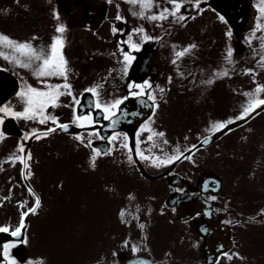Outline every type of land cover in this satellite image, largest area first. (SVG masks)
<instances>
[{
	"label": "rangeland",
	"instance_id": "374dc122",
	"mask_svg": "<svg viewBox=\"0 0 264 264\" xmlns=\"http://www.w3.org/2000/svg\"><path fill=\"white\" fill-rule=\"evenodd\" d=\"M252 1L255 3V0ZM214 17L206 12L200 27L194 28L196 21L193 18L182 24L181 26L186 27L177 33L158 34L163 37L162 41H158L162 48H165L166 43L170 46L175 44L177 48L189 43L199 44L194 50L195 55H187L178 62L181 70L192 72L196 76L195 84L191 83V76L180 77L177 74L176 66L172 64L173 49L168 55L167 67L170 71L163 70L165 78L168 79L169 75L173 77V88H170L164 102H160V107L156 110L154 127L164 130L173 143L198 142L197 134L207 135L206 126L211 121L238 113L242 96L237 93V89L254 87L250 75L240 71L241 67H255L256 58L251 56V50L244 44V37L248 32L243 34L242 39L236 40L232 37L230 41L226 36L229 27ZM146 24L148 27L150 23ZM41 25V16L37 17L32 12V31L33 27ZM229 43L234 47V56L238 61L236 74L218 78L209 85L200 84V79H207V75L200 70L210 71L221 66ZM21 121L23 120L18 122L22 124ZM3 125L0 128L3 129ZM30 125L35 126L34 123ZM143 136L146 133L142 138ZM185 136L188 137L187 141L184 140ZM19 142L20 139L15 134H9L0 140V164H3V169L0 170V226L9 225L12 229L19 225L22 212L34 203L32 194L22 187L21 164L18 162L13 166L5 162L8 155L18 150ZM77 143L79 141L75 138H62L57 135L32 143L31 156L34 161L30 170L34 184L39 187L59 185L75 188L66 194L55 189L38 193L42 206L31 217L29 233L68 236L59 240L55 237L54 240L48 239L44 242L45 249L40 250L45 251L47 264H92L100 260L99 257L106 249L105 242H108V238H103L106 209L115 223L117 210L124 202L119 199L122 197L121 193L115 189V186H123L118 180L122 174L119 171L114 172L101 159L97 160V166L93 169L89 161L91 152ZM75 155L84 156L83 161L74 159ZM64 159H73L75 165L70 161H62ZM194 159L195 164L186 160L178 167L187 177L183 188L190 187L191 189L185 190L194 192L204 176L215 174L220 177L223 190L216 201L227 209H223V212H236L237 220L240 221L237 226L238 251L242 255V258L239 257V264H264V214H258L264 208V111L236 129L227 131L208 148L196 151ZM59 171L62 173H58ZM132 172L131 170L130 176ZM45 175H51L50 179L44 178ZM58 176L60 183L54 180ZM126 182L131 183L130 180ZM136 185L139 184H132ZM141 185L150 186L145 181ZM5 196L9 198L4 200ZM116 230V226L111 229L113 233ZM61 240L71 246L77 243L78 248H61ZM159 246L163 248L162 243Z\"/></svg>",
	"mask_w": 264,
	"mask_h": 264
},
{
	"label": "snow or ice",
	"instance_id": "6c2138e0",
	"mask_svg": "<svg viewBox=\"0 0 264 264\" xmlns=\"http://www.w3.org/2000/svg\"><path fill=\"white\" fill-rule=\"evenodd\" d=\"M109 4L113 0H107ZM205 0H124L129 6V11L132 17H135L145 23L134 26L130 32H127V40L119 41L120 59L118 63L121 64L119 69H110L106 74L111 76L112 72H117L122 78L128 76L129 69L136 59L133 50H139L143 42L147 41H162L161 35L150 34L149 29L145 26L146 23L153 25V28L164 29L165 25L169 28L175 23L186 22V19L191 15L188 8L195 9L198 15L204 11L202 4ZM117 14L112 24V32L115 35L117 32H124L121 27L118 28L115 21H123L127 23L128 16L122 14L121 3H117ZM210 7V5H209ZM254 7L256 15L254 17V24L249 28L248 33L244 37V44L251 50V56L255 59V67H241L240 71L243 74H248L254 82V87L251 89H237V93L242 96L240 101L239 111L236 115L216 119L206 126L207 135L198 133L199 147L208 145L214 134L217 132L231 131L230 125L237 121L250 120L254 115H258L264 111V0H255ZM215 10V9H214ZM55 18L59 20V12L54 11ZM192 18H195L192 16ZM219 19L228 23L224 14H219ZM66 24L58 23L56 26V35L51 38L49 44H35L36 39L33 36L31 39L19 40L11 37L8 34L0 32V57H3L8 63L18 66L17 70L26 69L33 77L36 78V83L29 82L27 78L21 76L19 90L15 93L18 98L17 104L21 107L17 108L11 101L0 104V125H3L5 120L9 117L15 118L17 121L24 120L38 124L47 125L46 128L31 127L30 130H24L22 138L17 146V151L6 157V163H11L15 166L16 163L22 165V175L27 178L33 175L30 171L31 164V150L27 149L25 141L29 139L39 140L42 137H47L57 130L68 131L72 125H77L82 132L74 133V138L79 141L80 145H85L91 149L89 157L90 166L95 169L97 160L100 156L115 154L117 150H126V160L129 165H137V158L154 168H166L181 160H189L193 164L196 163L194 153L199 150L198 144H181L180 142L173 143L170 141L164 130H158L154 127V117L156 110L160 106L161 100L164 98L168 90L165 85L160 83H153L150 79H143L141 81L128 80L126 84V94L120 96H110L105 98L106 81L94 84L86 88L84 91L91 93V98L86 105H83L85 111H74L73 119L68 122H61L59 117L48 111L49 107H57L62 101L61 97L69 95L73 100V108L81 106L84 99L83 92L78 97L73 85L69 80L70 67L67 58L63 53L65 44L64 33L66 31ZM134 34L137 37L134 39ZM231 26L226 32V36L231 41L233 37ZM254 42H256L254 44ZM174 50L172 64L176 66V72L180 77L191 76V83L195 84L196 76L192 72L181 70L178 63L187 55H195L196 44L189 43L188 45L177 49L175 44L172 45ZM235 49L231 45L225 49L222 57L221 66L215 67L210 71L201 69L200 72L207 75V79H200V84L209 85L215 82L218 78L231 77L236 74V67L238 61L235 56ZM2 67V65H0ZM173 77L169 75L167 84L170 85ZM130 98H135L142 108L149 110V114L145 116L142 110L128 112L124 106L125 102ZM97 110H99L97 112ZM129 116L144 117L138 125L135 132L134 144L132 143L129 133L121 131L120 125L123 121L128 120ZM107 121V123H105ZM104 129L111 130L109 134H102ZM85 132L87 135H85ZM146 133V136L142 135ZM9 133L0 128V140H3ZM99 138L105 141V147L101 148L94 144V140ZM185 136L184 140L187 141ZM158 149V150H157ZM3 169V164H0V170ZM218 184V182H217ZM212 189V184L205 182L204 191L209 192ZM178 192H185V188L175 189ZM214 190V189H213ZM28 192L34 197V203L23 211L19 225L12 229L9 225L0 226V232H10L12 237L17 239H9L0 246V256L6 258V264H20L15 255L10 254V249L21 243L18 239L22 235V229L25 227V217L29 214H36L38 209L42 206V199L39 194L35 192L32 187L28 188ZM130 201L136 199L134 193H128ZM9 197H3L7 200ZM217 195H208V201H216ZM27 203V202H25ZM173 211L176 208L173 207ZM227 210L226 208L224 209ZM151 208H148V213H151ZM163 213L164 208L160 209ZM216 212L221 209H215ZM207 215L213 214V209L207 210ZM258 214H264V208L259 210ZM196 215H200L199 212ZM119 218L122 223L131 225L133 220L138 224V227L143 230L146 225L140 220V208L137 205L135 212H130L129 208H121L119 211ZM240 223L239 220H227L225 223ZM202 231L207 233L208 228H203ZM147 233H144V239L139 242L132 241L129 236L122 240L121 244L124 248H130L132 257L127 259L126 264H157L153 259H148L139 256L138 253L145 247ZM24 243H27L25 237ZM223 248V245H220ZM150 252V248L148 249ZM169 254L166 253L167 257ZM229 260L233 256L241 257L239 252L230 253L223 252ZM113 257H119V252L116 249L112 251ZM27 264H43L42 259L37 262L29 260ZM96 264H118L117 259L97 260Z\"/></svg>",
	"mask_w": 264,
	"mask_h": 264
},
{
	"label": "flooded vegetation",
	"instance_id": "af4514ba",
	"mask_svg": "<svg viewBox=\"0 0 264 264\" xmlns=\"http://www.w3.org/2000/svg\"><path fill=\"white\" fill-rule=\"evenodd\" d=\"M118 2L121 3L122 14L127 15L129 18L127 23L123 21H115L117 27H122L125 31L117 32L114 35L112 32V24L118 11L116 6ZM210 2L211 0H205L202 4L204 11L198 15L195 13V9L188 8V12L191 15L186 19V22L175 23L171 28L167 25H165L164 29L153 28L152 24H149L147 28L149 29L150 34L153 35H158L160 32L177 33L179 30L186 27L181 25L187 23V20L193 19L192 16L195 17L196 21L194 28H197L203 23L206 12L213 14L215 16L214 18L218 20L219 13L214 10V7L211 6ZM54 11L59 12V20L55 18ZM32 12L37 17L41 16L43 23V25L39 27H33V31L31 27ZM58 23H64L67 26L66 31L63 34L65 37L63 53L67 58L70 67L69 80L72 83L77 96L79 97L81 92H83L84 96L81 106L75 109L72 106V97L69 95L61 97L62 103L59 106L55 108L51 106L49 107L48 111L57 115L61 122L71 121L73 119L74 111L88 110L85 109L83 105L87 104L92 94L85 92L84 90L102 80L106 81L104 89L105 98L126 94V84L128 80L141 81L143 79H150L153 83L165 85L168 89L165 95L170 92V88H173L172 82L168 85V79L163 75V70L170 71V68L167 67V64H169L168 55L169 51L173 48L172 45L170 46L167 43L165 48H162V44H159L158 41L143 42L141 49L133 50V54L137 58L146 45L149 44L153 48L144 75L140 68L133 72V65L136 59L133 61L127 77L122 78L117 72H112L111 76L106 75L110 69H119L121 67V64L118 63L121 55L119 53V41L127 40L126 33L130 32L134 26L144 23L131 16L129 6L124 3V0H113L111 4H109L107 0H0V32L8 34L11 37L19 40H26L31 39L33 33L36 37L34 41L35 44L47 45L50 43L51 38L57 34L56 26ZM145 26H147V24H145ZM136 38L137 37L134 34V39ZM197 46H199V44H197ZM0 65H2V67H0L1 72L13 74L19 82L21 81V76H24L29 82L36 83V78L33 77L28 70L20 69L18 71V66L8 63L3 57H0ZM164 98L161 102H164ZM17 100L18 98L14 96L9 101L15 104L17 108H20L21 105L16 103ZM98 111L99 110H97V112ZM21 122L22 124H20L15 118L9 117L4 122L3 130L10 135L15 134L21 139L23 131L30 130V124L33 123L24 120ZM23 122L25 123L24 126ZM39 126L42 127L45 125L40 124ZM75 126L78 127L77 125ZM82 131L84 130L79 132ZM55 133L62 138H74V134L70 135L61 132ZM85 135H87L86 132ZM102 142L104 141L99 138L94 140V144ZM77 145L85 146L80 145L79 143H77ZM87 148L91 152V149L89 147ZM118 151L119 153H116ZM116 152L115 154L103 155L98 158L101 159L107 167L109 166L111 169H114V172L119 171V173L122 174V176L119 175L120 178L118 180L122 182L123 186L121 188L115 186V189H117L122 195L119 199L124 200L122 204L120 203L121 205L117 210V220L115 223L112 222L111 214L109 210L106 209L104 219L105 235H103V238H105V240L108 238V242H105L107 243L106 249L102 256L99 257L100 260H103L104 258H107L108 260L117 259L118 264H125L127 259L132 257V253L130 248H124L122 246V240L130 236L132 241L139 242L144 239V233L146 232L147 239L145 241V247L141 249L138 255L148 256L155 260L157 264H239V257L233 256V258L229 260L226 256L222 255L223 252H239L237 238L238 223H225L227 220H237L236 212L225 213L222 211L224 209L222 207L223 204L220 205L217 201H211L214 210L217 208L221 209L219 212L215 211L218 220L231 227L233 244H231V248L227 251H213V253H211L213 254V257L208 259L205 249V238L198 230L201 224L206 223V220L202 215H195L186 221L179 219L177 217V205L172 204L171 202L176 196L183 198L187 195L200 192V183L202 180L207 176L217 175L209 174L204 176L196 191L192 192L188 190L182 193L175 189L183 188V184L187 180V177L178 170V167L185 160L169 165L166 168L159 169L139 160L140 164L145 168V174L143 170L140 169L138 162L137 165H129L126 160V150H117ZM74 159L83 161L84 156L79 157L78 155H75ZM32 161H34V159L31 156V168L33 165ZM62 161H70L75 165L73 159H64ZM128 167L131 169H128ZM131 170L133 172L130 176L129 174ZM58 173H62V171H59ZM174 174L179 175L181 178L171 177ZM50 176L45 175L43 177L48 180L50 179ZM58 178L59 176L54 178L56 183H60L58 182ZM127 180H130L131 183L126 182ZM143 181L149 183L150 186L142 187L141 184ZM27 182L28 184L23 182V189L28 192V188L32 187L37 194L39 191L43 193L49 189H55L59 191V193L66 194L75 189L74 187L67 188L59 185L53 187L43 185L39 187L34 184L32 176L27 177ZM132 184L139 185L132 186ZM185 188L191 189L187 186H185ZM63 189H65V191H62ZM130 192L134 193L136 197L134 201L129 200L128 193ZM221 192L218 194L210 192L205 194V197L207 198L208 195H217L219 197ZM137 205H139L140 208V220L146 225L143 230L138 227L135 220H133L131 225H127L122 223L119 218V211L121 208L127 207L130 212H135ZM162 207L164 208L163 213L160 211ZM173 207L176 208V211L172 210ZM148 208H151L152 210L150 214L148 213ZM114 226L117 227L116 233L111 231ZM25 237H27V243L23 242ZM55 237L59 240L68 236L31 234L29 233L28 227L26 233L20 239L21 243L10 249V254L15 255L20 264H27L30 259L37 262L42 259L43 264H47L48 260L45 251L40 249H45L44 242H46V240H54ZM112 241L114 242L113 245L111 244ZM59 242L63 243L61 248L64 246L78 248L77 243L74 246H71L65 244L62 240ZM160 243H162V249L164 250L160 248ZM149 248L150 252L148 250ZM113 249H116L119 252V257L112 256ZM166 253L169 254L167 257L165 256ZM0 264H6L5 257L0 256ZM92 264H96V262H92Z\"/></svg>",
	"mask_w": 264,
	"mask_h": 264
},
{
	"label": "water",
	"instance_id": "95a60500",
	"mask_svg": "<svg viewBox=\"0 0 264 264\" xmlns=\"http://www.w3.org/2000/svg\"><path fill=\"white\" fill-rule=\"evenodd\" d=\"M216 10L221 12L227 18L228 23L232 27L234 33L237 37H240L242 31L248 29L252 23L254 18V9L250 5V0H213L211 3ZM146 52H143L141 56L137 60V66L141 64H145L147 60L150 58L151 50L149 47H146ZM18 89V83L13 79V76L7 73H0V104L6 102ZM128 112L131 113L133 111L142 110L146 115L149 114V110L146 108H142L135 98H130L125 102L124 105ZM144 117H132L129 116L128 120L123 121L121 123L120 130L127 131L129 133V137L134 144L135 132L138 129L139 122ZM245 121H237L234 124L230 125L231 129L238 126L239 124ZM107 123V121H105ZM79 130L73 125L68 129L69 133H75ZM111 130L104 129V135L110 133ZM226 132V131H224ZM224 132H218L214 134L209 146L216 138L222 135ZM29 148V145H28ZM199 148V144H198ZM142 170L144 171L141 164H139ZM145 173V171H144ZM146 174V173H145ZM208 182L212 184L211 191L219 192L222 188V181L215 177H207L201 184V192L199 194L189 195L184 197L182 200L172 199V202L177 201V211L178 217L182 220H187L194 216L197 212L202 214L207 222L199 227V232L204 236L206 240V250L208 257H213V251L222 250L220 245H223V250H228L230 248L231 242V231L230 228L224 224H221L217 221L216 214L213 210V214L211 216L207 215V210L209 208L213 209L212 204L203 196L204 193V184ZM218 182V184H217ZM214 189V190H213ZM31 214L25 217V227L22 229V235L25 233L26 227L28 225V219ZM203 228H208L209 231L205 233L202 231ZM19 237L18 239H20ZM9 239H17V237H12L11 233L0 232V245L3 241H7ZM146 258V257H145ZM149 259V258H148ZM127 262V261H126ZM126 264V263H125Z\"/></svg>",
	"mask_w": 264,
	"mask_h": 264
}]
</instances>
